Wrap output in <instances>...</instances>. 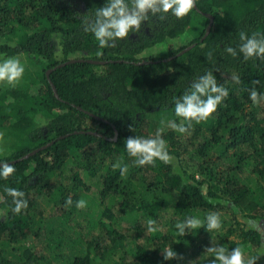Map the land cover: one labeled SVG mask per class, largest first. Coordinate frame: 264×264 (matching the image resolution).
Returning <instances> with one entry per match:
<instances>
[{
    "label": "trees",
    "instance_id": "16d2710c",
    "mask_svg": "<svg viewBox=\"0 0 264 264\" xmlns=\"http://www.w3.org/2000/svg\"><path fill=\"white\" fill-rule=\"evenodd\" d=\"M103 3L0 0V59L39 62L17 85H0V131L16 144L0 159L16 160L0 179V264H210L211 246L239 247L264 264V99L249 98L264 92V57L245 60L237 47L240 32L264 34V0H195L184 18H153L128 42L100 49L82 22ZM187 30L198 34L183 38ZM209 71L227 97L187 132L168 128L179 122L173 97ZM157 129L172 162L137 166L125 139ZM5 187L24 192L20 214ZM210 212L219 230L177 234V221ZM169 246L178 256L165 261Z\"/></svg>",
    "mask_w": 264,
    "mask_h": 264
},
{
    "label": "clouds",
    "instance_id": "9594fccd",
    "mask_svg": "<svg viewBox=\"0 0 264 264\" xmlns=\"http://www.w3.org/2000/svg\"><path fill=\"white\" fill-rule=\"evenodd\" d=\"M194 4L195 0H104L103 6L96 8L91 15L85 16L82 22L83 29L93 36L100 49L115 48L122 41L128 42L130 33L141 34V28L145 22L151 28L154 24L153 18L163 21L171 15L182 19L192 11ZM238 39L240 43L237 47L245 60L264 57V34L256 33L249 36L240 32ZM226 51L233 56L237 54V48L231 46L227 47ZM90 61L93 62L88 60ZM24 71V64L18 57L0 59V82L14 84L22 77ZM47 73L49 75V71H46V76ZM233 79L238 82V77ZM227 95L228 90L217 83L213 72L209 71L196 77L182 95L173 97L174 116L179 122L168 120L167 127L177 133L187 132L193 121L199 123L215 112ZM249 98L253 103H258L264 99V92L258 93L253 88L249 90ZM129 130L135 133L132 125H129ZM124 147L127 155L134 158L137 166L154 165L157 160L170 164L173 159L162 136V129H157L154 136H128L124 141ZM113 166L120 168L122 175L127 171V166L121 167L119 163ZM14 172L15 168L11 163L0 160V179L6 180ZM4 191L12 198L13 213L20 214L28 207L23 191L13 187H5ZM66 204H72L71 197L67 198ZM85 205L86 202L83 199L76 202L78 208H83ZM155 225V220H149L148 231L156 232L158 229ZM174 227L180 236L201 227L211 232L220 229L221 220L218 213L210 212L203 219L196 216L185 217L177 221ZM207 251L214 256L210 264H255L254 258L244 259V254L239 247L228 250L222 246H211L207 248ZM177 256V252L171 246L163 250L165 261Z\"/></svg>",
    "mask_w": 264,
    "mask_h": 264
},
{
    "label": "rangeland",
    "instance_id": "374dc122",
    "mask_svg": "<svg viewBox=\"0 0 264 264\" xmlns=\"http://www.w3.org/2000/svg\"><path fill=\"white\" fill-rule=\"evenodd\" d=\"M201 29H202V27H199V30H201ZM197 34H198L197 32L195 33V32H190V31L187 30L185 32L183 38H190V37L192 38L194 35H197ZM55 42L58 43L59 41L57 39H55ZM182 43H183L182 39H177L175 41V45L176 46H180ZM162 49H163V46H161L159 48L149 49L143 55L148 56V55L153 54V53H158V52H161ZM18 58L21 60V62L24 64V67H25V71H24L23 74L27 75L28 72H30V71L36 69L37 67H39L38 60L34 59L33 57H29V56H26V55L24 56L23 55V56H18ZM21 78L18 81H16L14 83V85H17L18 82L21 81ZM0 85L7 86L9 84L6 83V82H0ZM42 119L46 120L45 117L42 118ZM15 146H16V144L14 142V139L7 137L3 131H0V159L2 157H5V156L9 155L10 152H12V150H14ZM244 256H246V253L244 254Z\"/></svg>",
    "mask_w": 264,
    "mask_h": 264
},
{
    "label": "water",
    "instance_id": "95a60500",
    "mask_svg": "<svg viewBox=\"0 0 264 264\" xmlns=\"http://www.w3.org/2000/svg\"><path fill=\"white\" fill-rule=\"evenodd\" d=\"M194 6H195V4H194ZM207 16H208V15H207ZM208 17L210 18V21H209V23H208V25H207V27H206V33L209 31L210 26H211V23H212V17H210V16H208ZM206 33H205V34H206ZM187 49H189V48H186V49L182 50L181 52H184V51L187 50ZM181 52H180V53H181ZM90 62H91V61H90ZM93 62H94V61H93ZM47 76H48V73H47ZM51 86H52L53 91H54L55 94H56L55 86H54L53 84H52ZM37 151H38V149H37V150H33V151H31V152L25 154L22 158H28V157L32 156L33 154H35ZM22 158H20V159H22ZM15 162H16V160L9 161V163H15Z\"/></svg>",
    "mask_w": 264,
    "mask_h": 264
}]
</instances>
